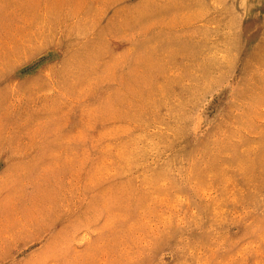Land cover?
<instances>
[{
  "label": "rangeland",
  "instance_id": "374dc122",
  "mask_svg": "<svg viewBox=\"0 0 264 264\" xmlns=\"http://www.w3.org/2000/svg\"><path fill=\"white\" fill-rule=\"evenodd\" d=\"M0 264H264V0H0Z\"/></svg>",
  "mask_w": 264,
  "mask_h": 264
}]
</instances>
